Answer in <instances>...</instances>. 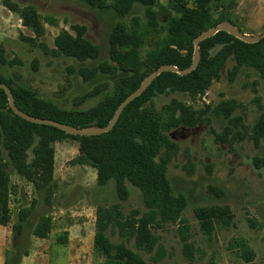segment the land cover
Returning <instances> with one entry per match:
<instances>
[{"label":"trees","instance_id":"16d2710c","mask_svg":"<svg viewBox=\"0 0 264 264\" xmlns=\"http://www.w3.org/2000/svg\"><path fill=\"white\" fill-rule=\"evenodd\" d=\"M63 1H78L92 9L115 12L117 22L109 37V54L114 64L101 63L95 68L80 67V73L85 77L87 73H92L94 77L107 73L116 81L129 79L123 92L116 96L115 87L107 92L100 90L95 93H105V97L96 105L85 109L65 108L20 82L17 75L0 73V82L9 86L16 106L23 112L74 127L107 126L122 101L139 88L152 71L166 64L181 69L190 67L193 61L194 39L223 21L233 23L226 15H221L218 20L212 18L208 8L217 0H167L171 9L178 15L174 16L178 19L177 22L174 20L171 28L174 37H170L166 45L152 53L143 67L137 54L138 47L143 41L142 21L152 23L157 19L154 8L159 4L158 0ZM191 3L194 8L189 7ZM2 5L17 15L22 26L33 33V36L21 33L20 40L33 48H45L41 38L47 34L46 25L57 27L58 20L55 17H42L32 4L22 6L13 0H2ZM140 12L143 14L142 21L138 18L139 15H136ZM86 34L87 27L83 24L71 25V31L62 29L55 37L54 49L49 52L55 56L73 58L81 63L98 62L101 49ZM217 45H222L223 49L217 59H210L207 54ZM200 49L202 59L192 73L185 76L170 72L162 73L141 96L124 109L115 127L99 136H72L51 126L26 121L12 111L5 91L0 89V223L10 225L12 221L10 198L15 186L12 184L11 169L22 180L32 183L37 191L44 193V202L47 206L53 205L59 188L54 177L56 153L54 145L71 139L78 143V155L69 161L70 165L94 168L98 186H105L114 180L117 199L120 202L127 201L130 197L128 185L136 187L141 193L145 210L141 212L134 209L126 219H122L120 202L105 205L102 204L104 200H95L97 206L95 246L106 257L119 259L125 264H151L138 251L152 254L157 248L159 254L154 261L162 259L164 249L153 231L162 229L167 224L181 226L182 239L187 242L188 227L182 215L187 208L188 199L184 193L174 191L167 169L168 154L173 155L176 149L173 147L171 151L163 154L160 162L157 161V157L162 155L161 150L165 145L172 144L166 136L169 127L192 126L198 122L189 107L177 103L175 108L172 106L168 109L169 124H163L160 115L148 104L157 96L169 93H187L195 96L204 94L212 83L220 78L228 58H233L236 62L232 78L248 68L264 73V39L249 44L221 31L202 41ZM45 51L48 50L45 48ZM4 53L5 49L0 47V66L13 67L21 64L17 58L8 60ZM239 106L235 101H231L223 106L221 115L229 121ZM176 112H180V115L177 116ZM240 138H243V135ZM250 139L256 147L264 140V114L253 126ZM252 165L257 171H264V155L254 156ZM210 190L219 197L224 194L222 188L211 186ZM37 202L32 200L29 206L19 209L16 223L12 226L15 233H22L24 224L35 212ZM229 215L228 207L202 206L196 209L197 219L208 236L211 235L215 224L224 221L225 216L228 218ZM110 229H116L115 232L122 241L112 242L107 234ZM51 231L52 218L41 215L33 226L32 235L47 238ZM132 240L137 250L129 247L128 244ZM240 246L243 248L244 264H254L253 253L247 244L241 241ZM186 249L188 257L192 259L191 246L187 245Z\"/></svg>","mask_w":264,"mask_h":264},{"label":"rangeland","instance_id":"374dc122","mask_svg":"<svg viewBox=\"0 0 264 264\" xmlns=\"http://www.w3.org/2000/svg\"><path fill=\"white\" fill-rule=\"evenodd\" d=\"M13 1L22 6L34 5L42 17H55L58 26L46 25L47 34L41 38V42L48 51H45L44 47L33 48L20 40L21 33L26 36H33V33L23 26L17 28L18 16L5 8L0 0V15H14L10 16L8 21L9 31H0V47L5 49L4 55L8 60L17 58L21 62L13 67L0 66V73L17 75L20 82L65 108L85 109L96 105L105 97V93H95L100 90L107 92L115 87L116 96L123 92L129 79L116 81L107 73L96 77L92 76V73H87L86 77L80 73V67L95 68L101 63L114 64L109 54V37L117 22L115 12L92 9L78 1ZM158 1L159 4L154 8L157 17L154 22H145L144 19L142 21L143 14H136L144 22L143 41L137 51L143 67L152 53L166 45L170 37H174L171 28L174 20L178 19L174 16L178 15L171 9L167 0ZM189 7L194 8L192 3ZM208 9L214 20L226 15L246 34L255 36L264 32V0H217ZM3 19L6 21V17ZM73 24H83L87 27V37L101 49L98 62L81 63L73 58L55 56L49 52L55 47L54 40L58 33L62 29L71 31ZM208 45L211 47L210 43ZM222 49V45H217L206 54L210 59H217ZM235 65L234 59L228 58L220 78L215 80L204 94L195 96L187 93H169L157 96L148 104L157 111L163 124H169L168 109L172 106L175 108L177 103L189 107L198 122L192 126L169 127L166 136L172 144L165 145L161 150L162 155L157 157L160 162L163 154L171 151L173 147L176 149L173 155L168 154L167 169L174 191L184 193L188 199L187 208L182 215L188 227V241H183L182 228L177 224H167L162 229H155L153 233L163 246L164 257L154 261L159 254L157 248L152 254L138 251L151 264H244L241 241H244L253 253V263L264 264V171H257L252 165L254 156L264 155V140L256 147L250 139L253 126L264 114V73L248 68L232 78ZM94 94L96 95L91 96ZM231 101L240 106L228 121L221 115V110ZM176 115H180V112H176ZM242 135L243 138H240ZM65 143L67 151L62 148ZM56 151L57 177L67 172L79 175V179L74 180L71 185L58 180L61 192L67 188L75 190L62 200L67 198L69 202L76 201L79 194H85L80 184L86 182L92 191L86 188L90 192L87 191L86 195L88 201L92 202V198L96 201L101 199L105 205L120 202L117 199L114 180L105 186H98L94 168L69 164L78 154L76 141L68 139L63 143L58 142ZM29 153L32 157V151ZM65 155L68 156V161L61 159ZM11 173L13 185L19 180L24 181L12 169ZM128 186L130 197L127 201L120 202L122 219L129 217L134 209L141 212L145 210L140 191L134 186ZM211 186L222 188L224 194L219 197L210 190ZM25 189L27 195L24 198L21 196L17 199L18 190V193L15 191V196L10 198V209L13 213L11 226L16 223L18 209L29 206L32 200H37L38 204L41 201L43 207L47 206L42 200L44 193L37 191L33 184L26 182ZM202 206L230 208L228 218L225 216L224 221L216 223L210 236L204 232L196 216V209ZM115 230L110 229L107 234L112 242L119 243L122 239ZM128 245L137 250L133 240ZM187 245L192 248V259L187 255ZM61 262L66 264V261L58 259H53L52 264Z\"/></svg>","mask_w":264,"mask_h":264},{"label":"crops","instance_id":"0c3cea01","mask_svg":"<svg viewBox=\"0 0 264 264\" xmlns=\"http://www.w3.org/2000/svg\"><path fill=\"white\" fill-rule=\"evenodd\" d=\"M10 16L14 15H0V31L3 33L9 31ZM3 17H6V21ZM17 22V28H23L19 17H17ZM60 142L63 143V141ZM54 147L56 152L55 181L58 183L59 180L71 185L74 180L79 179V175L67 172L57 177L56 143ZM62 148L65 151L68 150L66 143ZM61 159L69 160L66 155ZM91 181L93 185L94 177ZM18 184L20 185L18 186ZM30 184L32 185V183ZM80 185L85 194H79L76 201L69 202L67 198L62 200L64 196L75 191L73 188L63 189V192L58 188L52 206L43 207L41 201L39 204L37 202L35 212L31 219L24 224L22 233H15L11 225L0 223V264H52L53 259L64 260L66 264H125L119 259L106 257L95 246L97 206L95 198H92L93 200L90 202L86 197L87 191L90 193L91 187L86 182ZM14 186L13 196L18 190V200L21 196L24 198L27 195L25 181L19 180ZM42 200L44 201V194ZM41 215H48L52 218V231L47 238H37L32 235L33 226Z\"/></svg>","mask_w":264,"mask_h":264},{"label":"water","instance_id":"95a60500","mask_svg":"<svg viewBox=\"0 0 264 264\" xmlns=\"http://www.w3.org/2000/svg\"><path fill=\"white\" fill-rule=\"evenodd\" d=\"M226 32L235 38L249 44L258 43L261 40L264 39V32L260 35H250V34H244L239 27H237L234 23L231 21H223L222 23L218 24L215 27H212L204 32H202L200 35H198L193 43H194V53H193V61L190 67L181 69L175 65L166 64L162 65L158 69L152 71L148 76L145 77L139 88H137L133 93H131L128 97H126L122 103L119 105L117 110L115 111L112 119L105 127H97V126H86V127H74L69 124L60 123L55 120L51 119H43L38 118L32 115H29L22 110H20L14 101V97L12 94L11 89L8 85L0 82V89H3L8 97V103L12 111L21 117L22 119L29 121L33 124L37 125H46L51 126L54 128H57L69 135L72 136H81V137H91V136H99L105 133L110 132L117 122L120 119L121 114L123 113L124 109L133 102L136 98L141 96L151 85L152 83L157 79L158 76H160L162 73L170 72V73H176L180 76H185L190 73H192L199 65L201 60V49L200 44L202 41L215 36L219 32Z\"/></svg>","mask_w":264,"mask_h":264}]
</instances>
